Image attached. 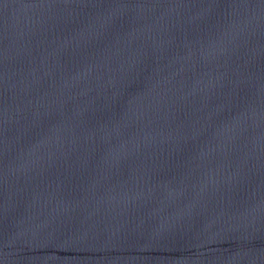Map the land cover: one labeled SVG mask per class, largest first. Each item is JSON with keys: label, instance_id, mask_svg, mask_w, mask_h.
I'll return each instance as SVG.
<instances>
[{"label": "water", "instance_id": "obj_1", "mask_svg": "<svg viewBox=\"0 0 264 264\" xmlns=\"http://www.w3.org/2000/svg\"><path fill=\"white\" fill-rule=\"evenodd\" d=\"M0 264H264V0H0Z\"/></svg>", "mask_w": 264, "mask_h": 264}]
</instances>
